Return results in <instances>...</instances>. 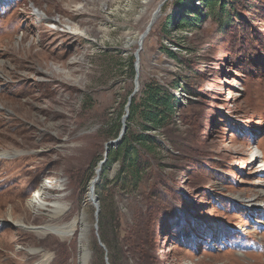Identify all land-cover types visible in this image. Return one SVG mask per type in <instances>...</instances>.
<instances>
[{
    "label": "rangeland",
    "instance_id": "1",
    "mask_svg": "<svg viewBox=\"0 0 264 264\" xmlns=\"http://www.w3.org/2000/svg\"><path fill=\"white\" fill-rule=\"evenodd\" d=\"M164 1L0 0V152H24L0 159V264L45 254L78 264V234L47 229L80 215L88 264H264V208L248 205L264 187V0L165 1L140 53L130 122V148L152 139L139 155L148 163L134 175L133 149L107 163L98 216L87 202L135 89L139 45L127 37ZM194 1L200 11L181 8ZM153 81L180 102L159 131L142 114ZM45 180L61 181L47 202L68 206L65 216L26 205Z\"/></svg>",
    "mask_w": 264,
    "mask_h": 264
},
{
    "label": "trees",
    "instance_id": "2",
    "mask_svg": "<svg viewBox=\"0 0 264 264\" xmlns=\"http://www.w3.org/2000/svg\"><path fill=\"white\" fill-rule=\"evenodd\" d=\"M202 1V3H200ZM223 3L230 1L233 6L240 5V1L238 0H221ZM195 2V1H194ZM196 2H199L198 6H201L203 3L207 5H214L216 0H196ZM193 3L192 7L188 6L187 4H181V8L186 10H193V9H199L201 8L197 7V3ZM189 11V12H190ZM196 13V12H194ZM172 55V54H170ZM135 67L134 64L132 65V73L135 75ZM144 93V100L142 101V114H143V121L146 123L144 126V129L148 130V128H153L154 131H159V129L167 126L168 122L173 119L177 107L180 105L179 99L177 96L169 89L165 88L162 84L153 81V83L146 85V87L143 90ZM128 101V99H127ZM126 101V103H127ZM127 106V104H126ZM126 108V107H125ZM125 108H124V113H125ZM138 106L135 103V99L133 98L132 100V106H131V111H130V116L127 120L128 123V131L123 138L121 144L119 145L120 147L117 150H112L108 154V160L106 163H112L114 159H120L125 157L128 159V157L132 154V149L133 153H136V161L133 162L132 164V169L134 175L137 173H140V169H142L143 166L147 165V161L144 159V157L139 156L141 151H147L151 146L146 140H152L150 138L146 139L144 136H141L138 138L139 144H140V149L136 147L130 148L129 145L132 144L133 139H134V134L131 132V121L134 120L137 112H138ZM122 118L119 119L118 121V126L115 129L114 136L115 139L118 138V136L121 133L122 130V123H121ZM136 139V138H135ZM134 139V140H135ZM131 150V151H130ZM144 151V152H145ZM146 153V152H145ZM144 156L146 154L142 153Z\"/></svg>",
    "mask_w": 264,
    "mask_h": 264
},
{
    "label": "bare ground",
    "instance_id": "3",
    "mask_svg": "<svg viewBox=\"0 0 264 264\" xmlns=\"http://www.w3.org/2000/svg\"><path fill=\"white\" fill-rule=\"evenodd\" d=\"M148 1L149 0H144V3H147ZM128 4H129V1H128ZM128 6H130V5H128ZM113 12H116V10H114ZM35 14L40 19H45V17H46L39 10H35ZM110 14H112V13H110ZM152 17H153V15H152ZM108 19L111 20V17L108 16ZM53 26L56 27L55 25H53ZM65 29H66V31L68 30V31H70V33L74 34V32L72 31L73 29H71V27L69 25H66L64 30ZM139 37L140 36H138V37L137 36L127 37V40H126L127 47H131V46L135 45L136 43L138 44ZM74 59H76V58H74ZM29 152L36 153V151H29ZM23 153L24 152H15V151L14 152H5V151H3V152H0V159L16 158L19 155L22 156ZM96 177H97V175H96ZM58 182H61V181H58ZM58 182L53 183L51 180H49V181L45 180L43 183H41L40 184L41 186H39L38 189L33 192V194L30 196V198H28V200L26 202V205H28L29 209H31L32 211H35V212H42V211H45V210H48L51 208L52 213L54 214L55 217L60 218L62 216H65L70 211L68 206L61 205L58 202H50V203L47 202V200L50 199V197H51L49 195L50 190H53L56 188L61 189V185H56ZM98 182H100V181H98ZM98 182L96 183V189H97V186L99 185ZM91 186H92V184H91ZM90 191H91V187H90V190H89V193L87 196V202H89V204H92ZM96 199H97L96 201L98 203V197L97 196H96ZM254 204L261 205L264 208V187L260 188L258 190V192L253 197L250 198L248 205L253 206ZM8 218L9 219L12 218L11 214L9 215ZM20 224L21 223H19V225ZM27 229L31 230L29 228H27ZM42 231H43V229L39 230V232H42ZM47 231H48V233L52 232L54 234H57L62 240L66 239L68 237H71V235H77L78 234V242L80 244L79 263L78 264H88L89 251H88L87 247L83 244V241L86 238V231H87V228L84 224V216L83 215L72 218L70 220V222L65 223V225H63V226H59V225H52L51 226L50 225L49 229H47ZM35 232H37V231H35ZM32 252L36 254V253H39V250L35 249V250H32ZM51 260H52V255L50 256L48 254H45L41 258V260L37 261L35 264H51Z\"/></svg>",
    "mask_w": 264,
    "mask_h": 264
},
{
    "label": "water",
    "instance_id": "4",
    "mask_svg": "<svg viewBox=\"0 0 264 264\" xmlns=\"http://www.w3.org/2000/svg\"><path fill=\"white\" fill-rule=\"evenodd\" d=\"M165 1L155 11V13L153 14V17H152L151 21L149 22L150 23L149 26L147 27V29L145 30V32L139 37V40H138L139 49L134 54V63H135L134 64V67H135L134 83H135V89H134L133 93L129 96L128 101H127V106L125 108V115L123 116V118L121 120V123H122L121 133L118 136V138H116L115 140H112V141H109L108 142V144L106 146L105 157H104L103 161H101L99 163V166H98V168L96 170L97 177L90 183V184H92L91 191H90V193H91V200H92V204H94L96 206V210H97L96 211V216H98V214L100 212V205L97 203V201H96L97 199H96V196H95L96 183L101 180V176L103 174L104 167L107 164L106 162L108 160V154L110 152V149L119 146L121 144L123 138L125 137L127 131H128V123H127V120H128V118L130 116V111H131V106H132V100L135 97V95L140 91V86H141V83H139L140 74H141V63H140L141 58H140V53L143 50L145 38L147 37V35H149L150 31L152 30V28L155 25V22L160 17V12L162 11V8H163V6L165 4ZM174 49H176V48H174Z\"/></svg>",
    "mask_w": 264,
    "mask_h": 264
}]
</instances>
